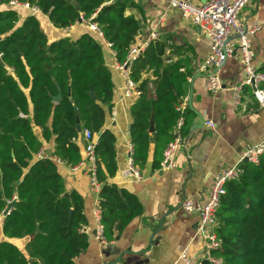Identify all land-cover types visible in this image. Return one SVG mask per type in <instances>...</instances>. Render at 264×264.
<instances>
[{"label": "trees", "instance_id": "obj_1", "mask_svg": "<svg viewBox=\"0 0 264 264\" xmlns=\"http://www.w3.org/2000/svg\"><path fill=\"white\" fill-rule=\"evenodd\" d=\"M12 0H0V215L3 218L0 264H74L85 252L88 238L83 228V199L66 193L57 164L35 160L41 139L54 138L52 156L74 166L82 160V132L98 137L97 178L101 182L98 209L106 241L119 233L143 210L132 193L109 183L117 172L115 137L104 128L106 110L114 91L103 58V43L88 28L76 39L61 37L50 42L34 16L2 10ZM39 9L51 25L64 30L80 16L96 24L122 64L140 22L128 10L138 9L132 0H17ZM73 3H78L77 10ZM182 46L166 38L149 43L133 63L130 78L140 96L130 107V138L134 163L142 171L153 151L152 170H159L162 153L171 140L179 113L176 107L187 92L193 69ZM10 69V71L8 70ZM155 84L149 97L148 78ZM93 94L91 96L90 94ZM60 97L58 102L54 99ZM188 111V110H187ZM155 132L149 134V121ZM184 127L188 112L183 114ZM79 119L80 132H77ZM154 140L153 144L151 140ZM238 180L225 186L216 213L214 232L220 242L211 255L222 264H264V153L258 165L242 163ZM32 236L27 256L11 240ZM200 264H210L204 257Z\"/></svg>", "mask_w": 264, "mask_h": 264}, {"label": "crops", "instance_id": "obj_2", "mask_svg": "<svg viewBox=\"0 0 264 264\" xmlns=\"http://www.w3.org/2000/svg\"><path fill=\"white\" fill-rule=\"evenodd\" d=\"M132 1L139 8L128 10V13L134 14L140 22L141 34L138 36L145 39L163 17L158 26L159 38H166L171 45L182 46L181 50L186 52L191 61L193 76L187 80V92L179 103L185 106L184 113L188 112V125L183 126L181 131L185 148L178 150L176 168L173 170L163 171L160 167L153 171L151 149L148 162L140 171L142 179L137 181L127 175V147L131 141L129 112L135 100L124 98V80L121 73L114 69L111 50L103 40V58L111 74L114 91L111 109L105 108L104 128L115 137L117 167L115 177L108 182L135 195L143 210L119 233L117 239L102 244L95 235L97 222L94 209L99 200L89 190L86 167L72 171L66 163L57 164L66 193L75 191L82 197L83 214L87 222V249L74 259V264H183L179 257L186 248L192 263L200 264L205 256V248L203 240L196 235L197 215L185 214L180 208L181 202L186 198L198 202L205 200L215 175L221 169L234 166L246 149L264 142V106L259 104L252 90L245 87L242 108L233 109L231 88L238 85L243 77L237 57L227 60L218 72L222 90L208 94L204 89L207 73L201 71L210 49L207 37L184 19L178 10L168 8L163 0ZM1 9L7 10V5ZM15 11L21 22L24 17L32 16L26 10ZM241 13L240 22L245 26H251L256 21L264 22V0H250ZM34 17L50 42L61 37L76 39L87 32L85 24L76 23L68 29L58 30L45 15L37 14ZM250 44L255 54L254 65L264 74V27L250 38ZM144 78L149 79L147 90L155 92L153 77L148 74ZM196 112L205 123L199 129H192L200 125ZM206 122H212L215 128L211 129ZM34 132L42 142L41 159H57L52 156L54 138L45 142L41 139L40 129ZM81 149L83 158L82 146ZM34 158L39 160L36 154ZM0 216V241H5L2 234L4 217L2 214ZM31 241L32 236H28L10 242L27 256Z\"/></svg>", "mask_w": 264, "mask_h": 264}, {"label": "built area", "instance_id": "obj_3", "mask_svg": "<svg viewBox=\"0 0 264 264\" xmlns=\"http://www.w3.org/2000/svg\"><path fill=\"white\" fill-rule=\"evenodd\" d=\"M170 9L178 10L181 16L189 20L194 27L200 29L207 37L210 45L209 52L201 67V71H205L204 89L208 94H215L222 90V82L218 76V72L229 59L237 57L242 67V80L238 85L231 88L232 90V107L234 110L242 108V93L245 87L252 90L253 95L261 106H264V74L259 72L254 65L255 54L251 49L250 38L264 27V22L256 21L251 26L243 25L239 16L243 9L249 4L250 0H163ZM9 10H26L30 15L35 16L41 14L39 9L32 7L27 3L12 0L7 4ZM93 14L88 20L82 16L79 17L77 23L85 24L86 27L100 40H104L103 33L96 24L91 23ZM156 23L150 34L145 38L136 36L134 43L130 46L126 59L122 64L115 60V53L111 49V45L106 41V47L111 50L113 57V67L121 73L124 80V98L132 101L140 96L138 85L130 78V70L133 63L145 52L149 43L159 39L158 26ZM155 92H149V97L153 99ZM184 110L185 106L178 105L176 111L179 117L176 121L174 130L171 134V140L166 145L160 167L163 171H170L176 168V155L180 148H185L181 131L184 126ZM211 129L215 128L212 122H206ZM83 142V158L82 160L71 166L72 171H76L83 166L86 167L85 174L89 180V190L91 194L99 199L102 184L97 178V155L96 147L98 137H95L89 130L82 132ZM264 153V142L246 149L236 164L232 167L221 169L214 177L210 190L205 200L202 202L195 201L190 198L183 199L180 208L185 214H197L196 235L204 242L205 258L210 264H222L220 258L211 255V252L217 250L220 242L214 232L217 226L216 213L219 208L220 200L225 195V186L230 181L238 180L242 170L240 168L244 160L251 165H258L261 156ZM36 157H43V150L36 153ZM58 165H64L65 162L60 159L53 160ZM126 173L128 176L139 181L141 180L140 170L134 163L133 149L131 143L127 147ZM94 216L97 222L96 239L102 244L106 243L104 237V228L100 222V211L97 207L94 209ZM85 232V227L83 228ZM183 264L192 263L186 248L179 257Z\"/></svg>", "mask_w": 264, "mask_h": 264}, {"label": "water", "instance_id": "obj_4", "mask_svg": "<svg viewBox=\"0 0 264 264\" xmlns=\"http://www.w3.org/2000/svg\"><path fill=\"white\" fill-rule=\"evenodd\" d=\"M73 4L76 7V9L78 10L79 9L78 3H73ZM90 95L93 96L92 93ZM59 100H60V97L59 96L54 99L55 102H58ZM189 107H190V109H192L191 106H189ZM196 115L198 116V118L200 120V125L193 126L192 129H199L205 123V121L203 120V118L197 112H196ZM149 123H150V125H149L148 133L149 134H153L155 132L153 116H151ZM75 129H76L77 132H80L81 131V128H80V125H79V119H76V127H75ZM153 142H154V140L152 139L151 140V143L153 144ZM244 163H247V160H244ZM11 207H12V204L11 203L8 204L7 208L2 213V216L3 217H5L8 214L9 210L11 209ZM193 214L194 215H197L196 213H193ZM32 263H33V261L32 260H29V264H32Z\"/></svg>", "mask_w": 264, "mask_h": 264}, {"label": "rangeland", "instance_id": "obj_5", "mask_svg": "<svg viewBox=\"0 0 264 264\" xmlns=\"http://www.w3.org/2000/svg\"><path fill=\"white\" fill-rule=\"evenodd\" d=\"M242 14V13H241ZM241 14H240V16H239V20H241ZM204 34V33H203ZM0 219H1V216H0Z\"/></svg>", "mask_w": 264, "mask_h": 264}]
</instances>
